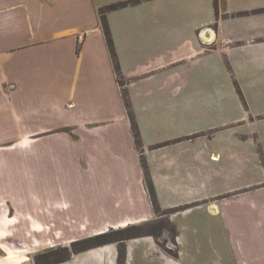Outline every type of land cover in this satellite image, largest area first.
<instances>
[{"label": "crops", "instance_id": "obj_1", "mask_svg": "<svg viewBox=\"0 0 264 264\" xmlns=\"http://www.w3.org/2000/svg\"><path fill=\"white\" fill-rule=\"evenodd\" d=\"M128 1L0 0V220L94 237L173 223L187 203L218 218L226 264H264V132L237 134L236 116L212 136L202 125L234 93L226 68L264 106V0L108 12L121 87L99 11ZM170 227L178 264L182 227ZM139 240L160 252L153 235L132 238L126 262Z\"/></svg>", "mask_w": 264, "mask_h": 264}, {"label": "rangeland", "instance_id": "obj_2", "mask_svg": "<svg viewBox=\"0 0 264 264\" xmlns=\"http://www.w3.org/2000/svg\"><path fill=\"white\" fill-rule=\"evenodd\" d=\"M225 72L227 83L232 86L234 93L224 94L227 101L224 109H212L209 116H203L205 119L202 125L205 132L207 131L208 135H214L217 129L223 127L221 124L228 123L230 117L236 116L242 120L240 128L236 130L237 134L246 135L257 131L263 133L264 112L262 111H264V106L260 108L262 104L255 100L248 103L233 72H228L227 68ZM244 81L246 90L248 79H244ZM235 83L241 90L242 98L236 93L238 89ZM227 134H230V131ZM228 142L229 140L226 141V143ZM38 192L42 195L41 190ZM180 204L175 207L177 209L173 210V214L178 212L173 223L163 217L151 225L117 230L94 237L61 235L62 225L54 226V222L30 219L27 229L24 221L0 220V245L10 250L20 248L16 253L17 259L13 262L3 261L4 254L0 253V264H99L98 254L101 256V253L104 257L106 256L107 261L103 264H108L110 256L107 255L112 252L114 253L113 264H177L174 257L176 254L170 251L174 250L171 243L174 231L170 227L174 225L182 227L178 264H226L227 247L218 218L213 219L207 209L189 207L191 210L187 211V203ZM78 223L79 221H74L72 224ZM16 227H18V232ZM12 231L13 235H11ZM44 231L45 234L41 235ZM147 235L154 236L159 247L157 249L161 253L148 247L143 241H135L130 244L132 248L129 247L128 261L126 262L125 242ZM109 245L114 249L97 251L98 248H105Z\"/></svg>", "mask_w": 264, "mask_h": 264}, {"label": "trees", "instance_id": "obj_3", "mask_svg": "<svg viewBox=\"0 0 264 264\" xmlns=\"http://www.w3.org/2000/svg\"><path fill=\"white\" fill-rule=\"evenodd\" d=\"M140 1L141 0H131V1H128V2L117 3V4L106 6V7L102 8L99 11L101 27H102V30H103V33H104V36H105V39H106V43H107L110 55H111L113 63H114V69H115V72H116L117 80H118V83H119V85L121 87L124 86V82L122 80V76L120 74V71H119V68H118V64H117V61H116V54H115V51H114V45H113V41H112V38H111V35H110L109 27H108V24H107V21H106V14L108 12H110V11H113V10H116V9H120V8L126 7L128 5H135V4L139 3ZM215 4L217 6V0H215ZM136 135L137 134L135 133V137H137ZM147 185H148V192H149V194H150V196L152 198V201L154 202L155 201L154 190L152 188V185H151L150 181H147Z\"/></svg>", "mask_w": 264, "mask_h": 264}, {"label": "bare ground", "instance_id": "obj_4", "mask_svg": "<svg viewBox=\"0 0 264 264\" xmlns=\"http://www.w3.org/2000/svg\"><path fill=\"white\" fill-rule=\"evenodd\" d=\"M19 249L20 248H16L15 250L12 249L10 250L0 245V253L4 254L3 261L13 262L14 260H16L18 256L16 253L19 251Z\"/></svg>", "mask_w": 264, "mask_h": 264}, {"label": "built area", "instance_id": "obj_5", "mask_svg": "<svg viewBox=\"0 0 264 264\" xmlns=\"http://www.w3.org/2000/svg\"><path fill=\"white\" fill-rule=\"evenodd\" d=\"M82 39H83V36H80V37H79V40H82Z\"/></svg>", "mask_w": 264, "mask_h": 264}]
</instances>
